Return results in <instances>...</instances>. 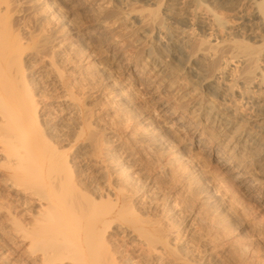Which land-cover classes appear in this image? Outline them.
I'll return each instance as SVG.
<instances>
[{
  "label": "bare ground",
  "instance_id": "bare-ground-1",
  "mask_svg": "<svg viewBox=\"0 0 264 264\" xmlns=\"http://www.w3.org/2000/svg\"><path fill=\"white\" fill-rule=\"evenodd\" d=\"M243 1V9L228 7L232 24L218 8L223 0L127 4L150 31L170 11L232 34L197 38L195 53L180 60L205 62L213 49L241 68L230 82L214 76L232 75L215 60L213 74L196 72L228 114L221 122L212 113L216 130L224 123L213 133L201 110L189 109L201 95L180 104L154 90L147 104L139 100L158 75L111 36L122 11L99 10L93 0H0V222L25 264H264V226L250 222L196 156L212 159L264 211V0ZM75 16L85 21L65 30ZM226 133L235 144L222 149ZM242 239L249 257L234 251Z\"/></svg>",
  "mask_w": 264,
  "mask_h": 264
},
{
  "label": "rangeland",
  "instance_id": "rangeland-1",
  "mask_svg": "<svg viewBox=\"0 0 264 264\" xmlns=\"http://www.w3.org/2000/svg\"><path fill=\"white\" fill-rule=\"evenodd\" d=\"M223 1L226 4L223 3L221 4V7L218 6L219 9L221 8L220 9L221 14L222 15L224 14L225 17L224 16L223 17L226 18L228 21H230L231 24L235 23L236 21L235 16L232 12L228 10V7H230L231 5L232 6L237 5L239 3L240 7L243 9L245 7V5L243 6L244 1L243 0H226V1L223 0ZM130 2L131 3L134 2L132 4H135L134 7L136 8L140 6L141 7L147 6V3H145L144 0H93V4L95 5V7L99 8V10H105V8L107 7H113L119 11H122V13L120 12L118 15H116L115 17L113 16L112 18L116 20V22L118 23L115 25L113 31L111 32V36L112 37H123L124 41L127 42L128 47L136 49V52L134 53L136 55V59H138L137 61L139 65L142 66L144 63H146L148 66L149 72H152V74L156 73V75H158V82L154 83V85L150 88L149 91L148 90H141V91L139 90L140 92L138 91L141 94V95L137 94L140 97L139 100L142 99L141 102L143 103V105L147 104L150 98V92H153L154 90H155V93L157 94L161 93L162 91L163 93L164 91L171 92L173 95H175V98L179 100L180 104H184L187 101V99H189L190 97L201 95L202 99H198V100H195V102H193L195 106L189 105L190 111L192 113H197L199 110H201L202 112L201 117H205L203 118V120L205 121V124L207 125V127L211 131H214L213 133H217L218 131H220L221 127L224 126V123L221 124L220 127H218L217 125L218 128L216 130V126H215L216 124L213 125L214 122L210 121V117L213 112H216V115L214 113V116L220 118L221 122H226L227 120L226 117L228 114H226L223 110H221L222 102H220V100L211 92V90L207 89L206 86L200 82L198 75L199 74L200 75L209 74L208 73L209 71H210V74H213L212 69H210L211 66L209 65L210 64L209 60L210 61L215 60L216 62H214V65H216V67L218 66L227 67V69L230 70V74L234 76L233 77L232 75H230V79H229V75H225L227 76L226 77L228 79L227 80L225 76H223L221 73L219 75V71L214 72L215 73L214 76L219 77L220 81L225 80L224 82L226 81L230 82L231 79L238 77L237 75L240 72L241 68L239 67L236 60L234 59L229 60V61L226 60L228 59V55H229V53L226 51L221 52L220 54L218 53L219 54L217 57L218 59L215 58L214 56L217 53L215 51L214 53L213 49L208 50L209 57L213 59H209L205 62L199 61L198 59H195L193 57L191 60H189V63H186L187 65H185L180 60H182V58L183 60L188 58V56L190 55L189 53L190 51L193 54L195 53L193 40H196L197 38H203V39L207 38V40L210 38V40L212 41L214 39L215 40H221L222 38L228 39L230 38L231 33L228 34L225 30H221L222 32L220 35V31H218L219 34H217L218 32L216 30H212L211 28L210 29L209 28H206V29L199 28L192 21H188V22L177 21L175 19L176 17L175 14H173V12H170V11L165 12V14L162 17L163 21L159 25V27L157 26L158 25L157 24L155 25L153 30L150 31V29L152 28L148 29V28L138 26L137 21L131 15L127 14V4H129L128 6H130L131 5ZM86 16H87L86 14L82 15V17H85V18ZM82 17L78 18L77 16H75V20L72 19V22L67 21L66 23H64V27H65L64 29L69 31L71 26H75L77 23L79 24L80 22L85 21V18L83 19ZM65 25L67 26V28ZM184 31L189 32V36L191 33L190 38L189 37L186 38V36L183 34ZM259 32L264 33V31L262 30H260ZM144 35L147 37V39L145 40L143 38ZM231 37H232V34H231ZM172 40L174 42L177 41L178 43L176 42V44H179L180 46L172 45L173 44ZM175 50L180 56L178 54L176 55ZM169 51H172V52H169ZM175 56L180 57L181 59L177 60L178 58H176ZM225 63H227V65H225ZM262 69L264 70L263 64H262ZM196 72L199 74H196ZM89 75H91L89 76L90 78L93 77V80L94 79L96 80V77H97L96 75L93 76L91 73H89ZM159 82L164 83L163 88L161 86H158ZM237 84L241 86L239 82ZM237 95H238V92H237ZM196 106H199L200 109H195ZM209 111H211L210 114L208 113ZM203 112H205V114H203ZM206 116L208 119L206 118ZM233 125L235 127L240 126L241 129H247V130H250L251 127H253L252 122L236 121ZM221 139H222L221 140L222 149L225 147L226 148L233 147V145L235 144V143H232L233 139H231L230 141V136H228V133L224 134ZM145 150H143L145 154L143 153V151H141L143 156H146V154H148L147 152H149V149H145ZM196 156L198 157L197 159L200 162H202L201 164L204 166L206 171H208L210 175L212 174V176L217 177L218 182L221 181L220 184L222 185V187L225 188L223 189L225 191L228 189L227 190L228 195L229 196L231 195L232 200L233 201L235 200V202H237L240 208H242V210L243 209L245 210L244 213L248 215L249 218L247 216L246 217L250 220V222H253L255 220L254 221L255 223H257L258 225L261 224L262 226H264V211L260 207H258V205H256L255 202L249 200L248 197H246L243 193H241L238 187L235 185V183L231 179L223 176L220 173L218 166L215 165L212 159H210L209 157L203 154H197ZM9 197H10V200L12 201L10 195ZM5 223L0 222V264H9V262L5 261V260H8L9 258L10 259L13 258L15 260L19 259L17 264H21V263L23 264L24 261L23 259H21L23 258L21 251L18 248L15 242V239H13V235L10 232H8L7 230L8 226ZM238 241H237L238 243L236 242L237 245L235 244L237 247L234 245L235 246L234 248L237 249V250L234 249L236 254L239 253L240 256L243 255L242 257H244L245 255L246 257H249L250 255L248 254H250V252L252 251L249 241H246L245 239H242V241L241 240H238ZM245 242L246 243L248 242V243L246 244Z\"/></svg>",
  "mask_w": 264,
  "mask_h": 264
}]
</instances>
